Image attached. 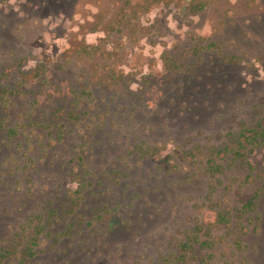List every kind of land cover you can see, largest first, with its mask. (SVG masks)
Listing matches in <instances>:
<instances>
[{
	"label": "rangeland",
	"instance_id": "374dc122",
	"mask_svg": "<svg viewBox=\"0 0 264 264\" xmlns=\"http://www.w3.org/2000/svg\"><path fill=\"white\" fill-rule=\"evenodd\" d=\"M263 118L264 0H0L1 264H264Z\"/></svg>",
	"mask_w": 264,
	"mask_h": 264
},
{
	"label": "trees",
	"instance_id": "16d2710c",
	"mask_svg": "<svg viewBox=\"0 0 264 264\" xmlns=\"http://www.w3.org/2000/svg\"><path fill=\"white\" fill-rule=\"evenodd\" d=\"M174 67H182L178 64V62H175L174 63ZM248 132V135H246ZM240 137V136H239ZM244 139H243V138ZM241 138L243 140H239L237 142V145H238V149L237 150H234L233 147H230L228 148L229 150L228 151H234L236 156H239V157H244L245 156V151L247 149V147H249L250 145H259V143L263 140L264 141V118L261 120V122L259 123L258 127L255 128V129H252V130H248L247 131H244L242 134H241ZM247 207L249 209H254L255 208V202L254 200H250L247 204ZM219 218H218V221L219 222H225L227 219L224 215L222 214H219ZM40 227L39 230L33 234V239L31 240L30 242V245L27 247V253L29 255V257L33 256L34 255V251H35V248L38 244V238H39V235L40 233H42V230L44 228V226H38ZM17 251V249H13V250H0V264L3 263V260L10 257L11 255L15 254Z\"/></svg>",
	"mask_w": 264,
	"mask_h": 264
}]
</instances>
